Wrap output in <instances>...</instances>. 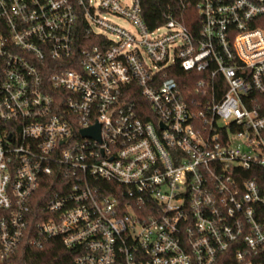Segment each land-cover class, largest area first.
I'll return each mask as SVG.
<instances>
[{"label": "built area", "instance_id": "1", "mask_svg": "<svg viewBox=\"0 0 264 264\" xmlns=\"http://www.w3.org/2000/svg\"><path fill=\"white\" fill-rule=\"evenodd\" d=\"M181 2L0 0V264L52 177L74 264H264V0Z\"/></svg>", "mask_w": 264, "mask_h": 264}, {"label": "trees", "instance_id": "2", "mask_svg": "<svg viewBox=\"0 0 264 264\" xmlns=\"http://www.w3.org/2000/svg\"><path fill=\"white\" fill-rule=\"evenodd\" d=\"M191 5L188 6L184 13L193 14L195 0H190ZM181 0H141L143 9V19L147 26L152 29L161 25L166 16L163 14L168 8L174 11H181ZM57 178H46L39 187L37 193L34 195L35 205L33 206V213L35 214L30 223L28 233L19 245L16 254V264H74V251L64 248L59 240L50 239L46 242L41 241L40 244L32 245L29 238L34 233L35 222L39 220L38 214L49 198V195L54 188L53 181ZM40 214V213H39Z\"/></svg>", "mask_w": 264, "mask_h": 264}, {"label": "rangeland", "instance_id": "3", "mask_svg": "<svg viewBox=\"0 0 264 264\" xmlns=\"http://www.w3.org/2000/svg\"><path fill=\"white\" fill-rule=\"evenodd\" d=\"M95 1L97 2L98 0H95ZM126 1H129V0H126ZM104 17L106 19H108L109 21L113 22L114 24L120 26V27H123V28H126V29H130L131 28V25H130L129 21L124 19V18H121V16L118 17L116 15H112L111 13H107V14H104Z\"/></svg>", "mask_w": 264, "mask_h": 264}]
</instances>
